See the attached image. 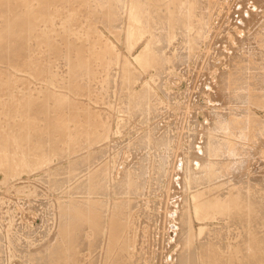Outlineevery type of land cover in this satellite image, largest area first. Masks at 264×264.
<instances>
[{
    "label": "rangeland",
    "instance_id": "1",
    "mask_svg": "<svg viewBox=\"0 0 264 264\" xmlns=\"http://www.w3.org/2000/svg\"><path fill=\"white\" fill-rule=\"evenodd\" d=\"M119 1L56 3L111 51L15 83L29 136L0 91V264H264V1ZM196 195L226 208L198 220Z\"/></svg>",
    "mask_w": 264,
    "mask_h": 264
},
{
    "label": "bare ground",
    "instance_id": "2",
    "mask_svg": "<svg viewBox=\"0 0 264 264\" xmlns=\"http://www.w3.org/2000/svg\"><path fill=\"white\" fill-rule=\"evenodd\" d=\"M65 0H0V61L10 66L9 71L0 72V91L5 94L6 102L3 103L4 107L13 110L12 114L15 118L22 117L25 121L27 132H29L33 126L30 109L35 102L33 101V95L30 94L32 86L22 85L21 87L15 83L18 81L26 80L30 78L36 80H46L47 87L51 85L52 78L55 77L53 71L52 61L57 58H63L67 64H71L73 70L85 68L88 65L87 53L94 52L96 47L101 45L104 47L101 49L102 55H108L111 51L110 45H107L103 38L99 35L96 29L74 27L78 15L75 13H66L55 5L57 2H64ZM131 1V0H130ZM156 1V0H155ZM170 1V0H169ZM264 1V0H263ZM86 2V1H85ZM112 2L119 3V0H112ZM150 2V1H149ZM188 2V1H187ZM141 3V2H140ZM148 3V2H147ZM63 4V3H62ZM88 4V3H86ZM133 4V2H132ZM131 4V5H132ZM154 4V3H153ZM113 5V4H112ZM127 5V3H126ZM155 5V4H154ZM153 5V6H154ZM109 6V5H108ZM125 6V5H124ZM158 6V5H157ZM156 6V7H157ZM177 6V5H176ZM195 6V4H194ZM56 7V8H54ZM82 7V6H81ZM84 7V6H83ZM87 7V5H86ZM115 7V6H114ZM119 7V6H118ZM129 7V6H128ZM171 7V6H170ZM192 7V5H191ZM64 8V7H63ZM140 6L137 5V10ZM189 8V7H188ZM74 9V8H73ZM120 9V8H119ZM158 9V8H157ZM68 10V8H67ZM76 10V9H75ZM177 10V9H176ZM249 10V9H247ZM74 11V10H73ZM78 11V10H77ZM133 8L130 13V21L136 24L141 23V18L134 13ZM147 11V10H145ZM190 11V10H189ZM194 11V10H193ZM154 10L152 11L153 14ZM161 12V11H160ZM163 12V10H162ZM169 12V11H168ZM177 12V11H176ZM139 13V12H138ZM173 13L171 12V15ZM166 15V14H165ZM189 15V14H188ZM246 15V14H245ZM251 15V14H250ZM155 17V15H152ZM151 16V17H152ZM158 16V15H157ZM169 16V15H168ZM192 16V15H191ZM146 17V16H145ZM152 17V18H153ZM174 17V15H173ZM199 17V16H197ZM177 18V17H176ZM189 18V17H188ZM196 18V17H195ZM182 19V18H181ZM202 19V18H201ZM157 20V19H156ZM78 22V21H77ZM148 22V20H147ZM170 22V21H169ZM168 22V23H169ZM180 22V20H179ZM193 22V21H192ZM195 22V21H194ZM151 23V22H150ZM158 23V22H157ZM189 23V22H188ZM88 24V23H87ZM160 24V23H159ZM162 24V23H161ZM158 25V24H157ZM179 25V24H178ZM183 25V24H181ZM193 25V23H191ZM77 26V25H76ZM161 26V25H160ZM190 26V25H189ZM86 27V26H85ZM89 27V26H88ZM183 27V26H182ZM193 27V26H192ZM166 28V27H165ZM190 28V27H189ZM195 28V27H194ZM167 31V29H165ZM182 30V29H181ZM193 30V29H192ZM173 31V30H172ZM126 37V44L130 51H134L136 42H140L139 33L133 29V26L129 28ZM139 32V31H138ZM175 32V31H174ZM191 32V31H190ZM204 32V31H203ZM171 33V32H170ZM158 33H156L157 35ZM168 34V32H167ZM176 34V33H175ZM142 35V34H141ZM155 35V36H156ZM139 37V38H138ZM150 37V36H149ZM155 38V37H154ZM168 38V37H167ZM139 39V40H138ZM150 39V38H149ZM148 39V40H149ZM153 39V38H151ZM150 39V40H151ZM156 40V39H155ZM161 40V39H160ZM106 41V40H105ZM166 41V40H165ZM174 41V40H173ZM195 41V40H194ZM157 42V41H156ZM159 42V41H158ZM145 44V43H144ZM157 44V43H156ZM148 43L146 44V46ZM143 51L140 49V54L134 57L136 64L139 62L145 52L149 49V45ZM153 46V44H152ZM164 47V45L162 44ZM169 46V45H168ZM161 47V46H160ZM154 48V46H153ZM152 48V49H153ZM157 48V47H155ZM158 49V48H157ZM164 49V48H162ZM161 50V49H160ZM159 50V51H160ZM155 50H153L154 52ZM162 51V50H161ZM164 51V50H163ZM97 52V51H96ZM191 52V50H190ZM114 53V52H113ZM139 53V52H138ZM158 53V52H155ZM94 54V53H93ZM56 55V56H55ZM111 55V54H110ZM137 55V54H136ZM149 55V54H147ZM157 55V54H156ZM163 55V54H162ZM45 57V61L41 57ZM98 56V55H97ZM117 56V55H116ZM155 56V54H154ZM115 57V56H114ZM149 57V56H148ZM99 58V56L97 57ZM162 58V57H161ZM91 60V58H90ZM98 60V59H97ZM106 60V59H105ZM117 60V59H116ZM119 60V59H118ZM165 61V60H164ZM103 62V61H102ZM153 62V61H152ZM163 62V60H162ZM124 63V62H123ZM154 63V62H153ZM41 64L45 65V68L41 67ZM91 64V63H90ZM98 64V63H97ZM141 64V63H140ZM148 64V63H147ZM146 64V66H147ZM95 65V64H94ZM152 65V64H151ZM157 65V64H156ZM92 66V65H91ZM141 66V65H140ZM144 66V65H143ZM111 67V66H110ZM151 67V66H150ZM92 68V67H91ZM94 68H96L94 66ZM109 68V67H108ZM147 68V67H146ZM99 69V67H98ZM131 69V67H130ZM145 69V68H144ZM158 69V68H157ZM87 70V69H86ZM93 70V69H92ZM68 71V69H67ZM98 71V70H97ZM87 72V71H86ZM93 72V71H92ZM68 73V72H67ZM88 73V72H87ZM27 76V77H26ZM65 77V76H64ZM103 77V76H102ZM99 78V77H98ZM57 79V76H56ZM132 79V78H131ZM59 80V79H58ZM101 80V79H100ZM107 80V79H106ZM125 80V79H124ZM54 81V80H53ZM62 81H64L62 79ZM95 81V80H94ZM132 81V80H131ZM56 81H54L55 83ZM108 82V81H107ZM57 83V82H56ZM1 84V83H0ZM60 84V83H59ZM63 84V83H62ZM5 85V86H3ZM55 85V84H54ZM61 85V84H60ZM67 85V84H66ZM74 85V84H73ZM72 85V86H73ZM81 85V84H80ZM148 85V84H147ZM145 85V86H147ZM94 86V85H93ZM40 87V86H36ZM43 86H41L42 89ZM57 87V86H56ZM68 87V86H67ZM44 88V87H43ZM59 88V87H57ZM64 88V87H63ZM147 88V87H146ZM34 89V88H33ZM45 89V88H44ZM149 89V88H148ZM20 100L15 101L17 98V91H21ZM49 90V89H48ZM52 90V89H50ZM56 90V89H55ZM78 90V89H77ZM152 91V90H150ZM27 92V93H25ZM49 92V91H48ZM57 92V91H56ZM61 92V91H58ZM69 92V91H68ZM253 92V91H252ZM144 93V92H143ZM34 94V93H33ZM48 94V93H47ZM57 94V93H55ZM67 94V93H66ZM2 95V94H1ZM35 95V94H34ZM43 95V94H42ZM74 95V94H73ZM60 96V94H59ZM78 96V95H77ZM49 97V95H48ZM74 97V96H73ZM41 98V96H40ZM47 98V97H46ZM69 98V97H68ZM72 98V97H71ZM3 99V98H2ZM42 99V98H41ZM27 100V101H26ZM48 100V99H47ZM73 100V99H72ZM75 100V99H74ZM146 100V99H145ZM33 101V102H32ZM44 101V100H43ZM64 101V100H63ZM42 103V101H40ZM66 102V99H65ZM76 102V101H75ZM48 103V102H47ZM61 104V103H60ZM144 104V103H143ZM142 105V104H141ZM19 106L20 110H19ZM37 106V105H36ZM51 106V105H50ZM75 106V105H74ZM45 107V106H43ZM150 107V106H149ZM30 110H26V109ZM46 108V107H45ZM61 108V107H60ZM91 108V107H90ZM4 109V108H3ZM53 109V108H52ZM19 110V111H18ZM36 110V109H35ZM51 110V109H50ZM81 111V110H80ZM79 111V112H80ZM147 111V110H146ZM52 112V111H51ZM10 114V112H9ZM65 114V113H64ZM45 115V114H44ZM98 115V114H97ZM101 116V115H100ZM42 118V117H41ZM9 119H11L9 117ZM43 119V118H42ZM69 119V118H68ZM64 120V119H63ZM80 120V119H79ZM91 121V120H90ZM17 122V121H16ZM86 122V121H85ZM11 123V122H10ZM24 124V125H25ZM65 124V123H64ZM20 125V124H19ZM38 125V124H37ZM42 125V124H41ZM44 126V125H43ZM58 126V125H57ZM68 126V125H67ZM42 127V126H41ZM75 128V127H74ZM108 128V125H107ZM16 129V128H15ZM20 129V128H19ZM49 129V128H48ZM47 129V133H48ZM17 130V129H16ZM26 130V129H25ZM32 130V129H31ZM20 131V130H19ZM17 132V131H16ZM32 132V131H31ZM77 132V131H76ZM95 132V131H94ZM4 133V132H2ZM35 133V132H34ZM38 133V132H37ZM111 133V132H110ZM73 134V133H72ZM21 135V134H20ZM20 137V136H19ZM48 137V136H47ZM70 137V136H68ZM35 139V138H34ZM70 139V138H68ZM88 139V138H87ZM9 141L8 139H6ZM24 140V139H23ZM89 141V140H88ZM18 143V142H17ZM69 143V142H68ZM231 144V143H230ZM73 146V145H72ZM28 149V148H27ZM65 149V148H64ZM68 149V147H67ZM38 151V150H37ZM3 152V151H2ZM10 152V151H9ZM93 152V151H92ZM37 153V152H36ZM67 153V152H66ZM72 154V153H71ZM1 155V154H0ZM86 155V154H85ZM4 156V155H3ZM6 156V155H5ZM7 157V156H6ZM49 158V157H48ZM56 158V157H55ZM7 159V158H6ZM46 159V158H45ZM70 160L73 158H69ZM49 160V159H48ZM4 161V160H3ZM28 161V160H27ZM65 161V160H64ZM80 161V160H79ZM26 162V160L22 161ZM21 162V163H22ZM49 162V161H48ZM26 164V163H23ZM49 164V163H48ZM52 164V162H51ZM21 164H18V167ZM50 165V164H49ZM51 166V165H50ZM31 167V166H30ZM45 167V165H44ZM11 168V167H10ZM49 168V166H48ZM42 169V168H41ZM45 169V168H43ZM47 169V167H46ZM38 170V169H37ZM47 171V170H46ZM89 171V170H88ZM19 172V171H18ZM62 172V171H61ZM69 172V171H68ZM213 172V171H212ZM16 171L7 173L5 181H10L16 176ZM51 174V173H49ZM62 174V173H61ZM70 174V173H69ZM71 175V174H70ZM69 175V176H70ZM90 175V174H89ZM11 176V177H10ZM13 177V178H12ZM108 178V177H107ZM65 180V179H64ZM2 180H0L1 183ZM4 181V180H3ZM56 181V180H55ZM109 181V180H108ZM59 182V181H58ZM138 183V182H137ZM56 184V183H55ZM129 186V185H128ZM129 190V189H128ZM90 191V190H89ZM130 191V190H129ZM104 192V191H103ZM198 193V192H197ZM89 198V197H88ZM225 198V197H224ZM223 199V198H222ZM89 200V199H88ZM202 202L198 200V196H194V210L198 220H204L209 218L210 213H215L218 210L223 211L226 208L225 205L218 201L216 203ZM107 205V204H106ZM206 208H205V207ZM108 207V206H107ZM112 207V206H111ZM204 207V208H203ZM90 208V207H89ZM88 208V209H89ZM228 209V208H227ZM205 210V212H204ZM249 210V209H248ZM89 211V210H88ZM202 212V213H201ZM230 213V212H229ZM89 214V213H88ZM230 215V214H229ZM62 216V215H61ZM214 216V215H213ZM218 217V216H217ZM68 218V217H67ZM231 218V217H230ZM226 219V218H225ZM120 220V218H119ZM207 220V219H206ZM228 221V220H227ZM88 224V223H87ZM128 224V223H127ZM121 227V221L117 224V229ZM128 228V225H127ZM89 229V228H88ZM107 230V228H106ZM117 230V231H118ZM91 231V230H90ZM205 231L204 227H201L200 236ZM93 232V231H91ZM129 232V231H128ZM106 233V232H105ZM86 235V234H85ZM103 235V234H102ZM107 235V234H106ZM59 236V235H58ZM91 236V235H90ZM82 237V236H81ZM87 237V236H86ZM103 237V236H102ZM124 237V235H123ZM104 240V239H103ZM193 241V240H192ZM121 243V240H120ZM189 245V244H188ZM214 245V243H213ZM117 246V245H116ZM119 246V245H118ZM118 250V249H116ZM115 250V251H116ZM46 252V251H45ZM44 253V252H43ZM118 253V252H117ZM109 254V253H108ZM114 254V253H113ZM195 255V252H194ZM129 256V255H128ZM112 258V257H111ZM110 258V263H111ZM114 258V255H113ZM189 259V258H188ZM109 260V258H108ZM130 260V259H129ZM186 260V259H185ZM189 261V260H188ZM200 262V261H199ZM36 263V262H35ZM108 263V262H107ZM43 264V263H42Z\"/></svg>",
    "mask_w": 264,
    "mask_h": 264
}]
</instances>
